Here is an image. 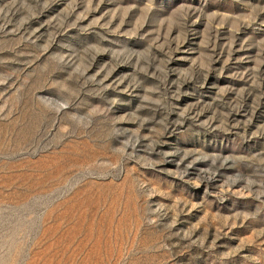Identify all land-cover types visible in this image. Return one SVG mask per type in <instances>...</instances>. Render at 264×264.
Segmentation results:
<instances>
[{"label":"rangeland","instance_id":"374dc122","mask_svg":"<svg viewBox=\"0 0 264 264\" xmlns=\"http://www.w3.org/2000/svg\"><path fill=\"white\" fill-rule=\"evenodd\" d=\"M0 264H264V0H0Z\"/></svg>","mask_w":264,"mask_h":264}]
</instances>
